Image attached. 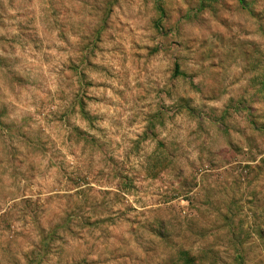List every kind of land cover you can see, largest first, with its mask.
Masks as SVG:
<instances>
[{"label": "rangeland", "instance_id": "374dc122", "mask_svg": "<svg viewBox=\"0 0 264 264\" xmlns=\"http://www.w3.org/2000/svg\"><path fill=\"white\" fill-rule=\"evenodd\" d=\"M245 2L0 0V264H264Z\"/></svg>", "mask_w": 264, "mask_h": 264}, {"label": "trees", "instance_id": "16d2710c", "mask_svg": "<svg viewBox=\"0 0 264 264\" xmlns=\"http://www.w3.org/2000/svg\"><path fill=\"white\" fill-rule=\"evenodd\" d=\"M237 1H238L239 4L242 5L245 9L247 8L245 0H237ZM179 68H180V67L177 65V66H176V74L179 73Z\"/></svg>", "mask_w": 264, "mask_h": 264}]
</instances>
